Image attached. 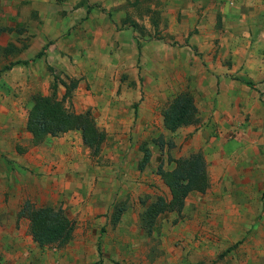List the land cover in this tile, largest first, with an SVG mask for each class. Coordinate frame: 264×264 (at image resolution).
<instances>
[{"label": "crops", "instance_id": "crops-1", "mask_svg": "<svg viewBox=\"0 0 264 264\" xmlns=\"http://www.w3.org/2000/svg\"><path fill=\"white\" fill-rule=\"evenodd\" d=\"M114 5L0 0V264H264V0H129L123 12L133 24L155 22L157 32L180 15L198 30L189 39L193 51L185 65L198 123L181 128L193 132L192 140L185 157L171 162L174 168V161L201 154L209 186L190 193L180 213L159 215L150 232L141 222L146 209L114 211L115 168L96 166L80 131L35 141L27 130L33 97L57 94L53 101L75 107L76 115L83 113L78 106H92L93 120L104 124L107 135L109 125L128 133L133 119L118 111L125 99L102 75L115 66L105 59L116 44ZM133 30L128 28L131 35ZM70 38L74 65L67 66ZM159 42L157 36L146 41L145 53ZM131 51L138 54L134 45ZM84 64L96 79L94 95L78 89L65 97V86L48 67L74 72ZM115 158L113 165L122 161ZM167 190L168 197H161L169 200ZM61 202L75 205V211H63L73 223L72 238L41 248L21 211L26 203L55 209Z\"/></svg>", "mask_w": 264, "mask_h": 264}, {"label": "rangeland", "instance_id": "rangeland-1", "mask_svg": "<svg viewBox=\"0 0 264 264\" xmlns=\"http://www.w3.org/2000/svg\"><path fill=\"white\" fill-rule=\"evenodd\" d=\"M85 1L88 2V0ZM128 5L129 0H115L113 10L119 14L117 17L119 24H115L116 33L113 36L116 44L114 46L109 45L110 49L113 50H111L110 59L105 57L115 66L111 67L113 71L103 72L102 75H105V79L109 77L110 82L115 84L116 94L125 99V101H121L118 111L125 116L131 115L133 120L130 130L125 134L121 132L120 127L109 125L108 127L113 129L112 132H109L110 135L105 132L106 128L103 123V125H97L98 122L95 121L97 127L102 131L104 130L106 139L100 152L96 156H92L97 167L114 166L115 168L113 169L115 184L112 187L114 211H144L158 196L168 197V190L157 174L158 168L172 169L174 164L171 161L185 157L183 154L186 153L187 144L192 140L193 132H187L185 129L180 128L173 133L165 130L162 113L179 94H190L194 100L196 94L185 65L189 63L187 53L193 49L189 44V39L197 34L198 30L194 25H186L185 17L182 15L177 17L173 24L164 23L160 32H157L155 22L149 27H145L144 24L130 23V18L123 16ZM136 9L141 10L139 7ZM110 20L112 21V19ZM130 26L134 29L133 35L128 31ZM22 29L24 30V27ZM74 29L75 27H72L67 30L63 35L64 38H68ZM105 32L107 31L105 30ZM155 36L160 40L158 48L155 49L154 45L149 46L147 53H145L144 43ZM23 45L26 43L23 42ZM73 45L74 41L71 38L67 39L68 50H65L67 51L65 52L67 66L74 65L72 63L74 57L72 56L75 54V48L70 47ZM131 45L135 46L138 54L131 51ZM156 51L162 52L159 56L161 58L157 60V66L155 65ZM173 61H175L176 66L172 65ZM89 66V64H84L74 72L66 69L59 73L51 67L48 69L55 78V82L58 80L65 86V97L71 96L78 89L79 93L85 92L92 96L95 92L96 79L88 71ZM130 67H134L133 72L129 71ZM61 76L63 77L60 78ZM159 78H162L161 83ZM253 86L254 84L249 82V87L252 88ZM56 96L57 94H52L50 98L54 100ZM145 96L148 97L147 102L141 103L144 102ZM139 97L142 99L139 100ZM89 107L83 109L80 105L77 109L83 112L81 114L88 113L95 120L96 114L92 110V106ZM68 110L70 112L76 111L73 106L69 107ZM259 136L264 142V131ZM119 142L120 146L117 145ZM115 144L116 147H114ZM123 145H126L125 148H122ZM144 150L148 151L150 156L147 164L141 167L140 163L144 157ZM113 154L122 161L113 165V162H110V157H113ZM54 208H62V211H75V205L68 202H61ZM164 218H169V216L162 217V222Z\"/></svg>", "mask_w": 264, "mask_h": 264}, {"label": "trees", "instance_id": "trees-1", "mask_svg": "<svg viewBox=\"0 0 264 264\" xmlns=\"http://www.w3.org/2000/svg\"><path fill=\"white\" fill-rule=\"evenodd\" d=\"M42 55L43 51L36 57ZM9 68L10 66H7L4 70ZM162 122L164 129L172 133L180 128L197 124V109L192 96L187 93L177 95L164 109ZM27 130L35 141H39L45 135L58 136L69 131H80L83 144L90 149L93 156L100 152L106 139L105 133L96 126L88 113L76 115L67 111L61 102L41 96L33 97ZM149 156V152L144 150L141 167L147 164ZM174 163L175 167L169 171L158 168L157 174L169 189L170 199L159 196L146 208L141 222L147 232H150L159 215L180 213L190 193H204L209 186L205 162L201 154H193ZM21 214L29 219L31 236L41 248L55 243L64 245L72 238L73 223L60 209L34 208L26 203Z\"/></svg>", "mask_w": 264, "mask_h": 264}]
</instances>
